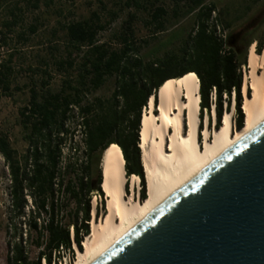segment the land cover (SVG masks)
<instances>
[{
    "label": "trees",
    "instance_id": "1",
    "mask_svg": "<svg viewBox=\"0 0 264 264\" xmlns=\"http://www.w3.org/2000/svg\"><path fill=\"white\" fill-rule=\"evenodd\" d=\"M135 3L141 6V3ZM215 7L214 2L206 3V0H185L183 4L176 1L171 10L174 24L192 12L196 13L195 21L185 35L171 34L167 42L176 39L177 45L151 59L139 55L140 48L147 46L149 40L135 38L134 15L130 14L122 28L113 34L111 41L117 47L98 43L97 33L105 24L99 22L97 15L94 19L63 25L65 38L72 48L70 56L74 51H84L75 67V79H65L58 91H47L41 98L33 92L29 104L22 108L21 126L28 144L23 163L17 159L7 135L0 133V154L10 175V204L6 212L7 264H42V260L45 264H60L62 252L74 258L73 244L78 250L83 249L82 242L90 233L92 194L98 197L96 216L100 208L105 212L104 193L100 188V160L102 151L111 143L117 144L122 151L126 177L138 176L139 195L141 199L146 197L139 148L140 118L150 96H154L156 102L158 89L166 81L195 74L200 94L199 128L205 109L210 115L208 97L212 87L216 91L217 127L221 123L223 103L229 110L234 93L235 128L243 127L241 88L247 54L234 39L235 35H228L227 48L223 49V42L207 31L206 22ZM143 8L149 16L147 23L154 25L155 34L168 30L166 9L151 1ZM244 8L247 11L250 5L246 4ZM222 13L219 11V15ZM240 18V15L236 17L237 20ZM223 21L226 28L232 25L231 19ZM154 36L157 39V35ZM252 43H255L257 53L264 49V39H251L245 48ZM74 62L70 59L61 64L73 67ZM110 78H114L115 85L109 97L85 99L86 92L96 91ZM72 105L80 118L77 126L83 133L85 161L80 175L73 163L60 165L61 144L69 133L67 113ZM209 117L210 124L211 115ZM70 173H74V178L64 182V174ZM125 188L128 191L127 183ZM62 192L69 194L75 202L74 209L65 215L58 196ZM31 244L37 248L35 258L29 253Z\"/></svg>",
    "mask_w": 264,
    "mask_h": 264
},
{
    "label": "rangeland",
    "instance_id": "2",
    "mask_svg": "<svg viewBox=\"0 0 264 264\" xmlns=\"http://www.w3.org/2000/svg\"><path fill=\"white\" fill-rule=\"evenodd\" d=\"M148 1L166 9L168 13L165 24L167 31L155 34L154 25L147 23L149 16L143 7L147 6ZM176 1L181 4L185 2V0H0V71L2 73L0 77V133L7 135L10 146L16 151V157L20 163H23L28 146L23 136L20 112L23 107L29 104L31 94L34 92L37 97L41 98L47 91H58L65 79H75L76 77L75 67H77L79 57L84 49L74 51L70 56L72 48L65 38L63 25L70 21L94 19L97 15L100 19L99 22L105 24L104 29L97 33L98 43H107L117 47L111 41L113 34L122 28L123 22L128 19L130 14L134 15L135 38L138 41L149 40L147 46L143 45L140 48L139 55L151 59L154 56H161L165 51L177 45L178 40L176 39L171 43L167 42L171 34L176 32L179 36L185 35L195 21L196 13L192 12L180 18L177 25L174 24L171 10ZM135 2L141 3V6H137ZM210 2L215 3L218 13L223 11L219 15L223 25V20L231 19L232 25L227 27L229 34L240 33L237 43L246 54L249 47L245 48V44L249 40L264 39V0H206V3ZM246 4L250 5L247 11L244 8ZM239 15L241 18L237 20L236 17ZM107 21L110 22L107 23ZM7 23H11L10 26H7ZM154 35H157V39ZM70 59L75 60L73 67L68 66L67 63L61 64L62 61ZM247 71L248 68L244 73L243 83ZM114 85V78H110L96 91L86 92L85 99L90 100L97 96L109 97L114 90ZM248 94H251V90H248ZM241 95L243 103L242 88ZM229 110L232 112V128L235 130L236 113L232 105V96ZM225 111L226 105L223 103V113ZM79 120L77 110L72 105L66 120L69 133L61 144L62 155L60 158L61 166L73 163L78 175L81 174L85 161L83 133L77 126ZM216 127L215 113L214 119L211 117L209 124L210 137ZM201 135H199V140L202 144L203 135ZM95 172L94 164L93 175ZM69 178L73 179L74 173L64 174V182ZM138 183L136 185V201L141 198L137 192V187L141 186L140 179ZM9 186V169L0 154V264H7L6 212L10 204ZM58 196L61 199L64 215L74 209L75 202L69 194L62 192ZM94 196L95 194H92L90 197V220L93 218L100 220L106 212V205L105 212L100 208L99 214L97 216L95 214L93 217V199L96 200L95 208L98 205V197ZM78 251L77 249L75 252L74 261L78 256ZM29 253L32 258L37 256V248L34 244L29 246ZM61 254L64 258L67 257V253L62 252Z\"/></svg>",
    "mask_w": 264,
    "mask_h": 264
},
{
    "label": "water",
    "instance_id": "3",
    "mask_svg": "<svg viewBox=\"0 0 264 264\" xmlns=\"http://www.w3.org/2000/svg\"><path fill=\"white\" fill-rule=\"evenodd\" d=\"M89 264H264V120Z\"/></svg>",
    "mask_w": 264,
    "mask_h": 264
},
{
    "label": "bare ground",
    "instance_id": "4",
    "mask_svg": "<svg viewBox=\"0 0 264 264\" xmlns=\"http://www.w3.org/2000/svg\"><path fill=\"white\" fill-rule=\"evenodd\" d=\"M246 61L248 71L242 85L245 117L240 129L233 130L232 112L226 110L211 137L208 113L199 130V81L193 73L162 84L156 102L154 96H150L139 126L140 161L146 183V197L142 201L135 199L139 177H126L120 147L111 143L102 151L100 188L105 194L106 212L100 220L93 218L96 205L93 199L90 233L85 236L83 249L78 251L72 264L91 263L159 201L264 120V49L257 53L252 43ZM212 114L215 116V110ZM201 134L203 143L199 144Z\"/></svg>",
    "mask_w": 264,
    "mask_h": 264
},
{
    "label": "built area",
    "instance_id": "5",
    "mask_svg": "<svg viewBox=\"0 0 264 264\" xmlns=\"http://www.w3.org/2000/svg\"><path fill=\"white\" fill-rule=\"evenodd\" d=\"M206 29L209 33H212L218 40L223 42V49L227 48L226 45V40L227 37L229 35V31L228 28H226L219 17V13H218V9L214 8L212 9L209 18L207 19L206 22ZM226 95H223V98H225ZM215 100H216V91H215V87H212V89L209 92V97H208V102H209V107H210V115L212 117V119H214V115L212 114V112L214 111L215 108ZM225 103V102H224ZM226 105V103H225ZM232 105L234 106V93H232ZM207 110H204V116L207 114ZM139 186L137 187V192H139ZM95 197V196H94ZM30 202V201H29ZM70 231L72 233V228H70ZM73 248L75 249V252L77 251V247L73 244ZM43 264L44 263V260ZM74 261V258H71V256L69 254H67V257L64 258L63 257V263L60 264H71Z\"/></svg>",
    "mask_w": 264,
    "mask_h": 264
},
{
    "label": "flooded vegetation",
    "instance_id": "6",
    "mask_svg": "<svg viewBox=\"0 0 264 264\" xmlns=\"http://www.w3.org/2000/svg\"><path fill=\"white\" fill-rule=\"evenodd\" d=\"M234 39H235V40H239V39H240V33H239V34H236V35L234 36Z\"/></svg>",
    "mask_w": 264,
    "mask_h": 264
},
{
    "label": "crops",
    "instance_id": "7",
    "mask_svg": "<svg viewBox=\"0 0 264 264\" xmlns=\"http://www.w3.org/2000/svg\"><path fill=\"white\" fill-rule=\"evenodd\" d=\"M209 120H210V119H209V116H208V125H209Z\"/></svg>",
    "mask_w": 264,
    "mask_h": 264
},
{
    "label": "clouds",
    "instance_id": "8",
    "mask_svg": "<svg viewBox=\"0 0 264 264\" xmlns=\"http://www.w3.org/2000/svg\"><path fill=\"white\" fill-rule=\"evenodd\" d=\"M214 110H215V108H214Z\"/></svg>",
    "mask_w": 264,
    "mask_h": 264
}]
</instances>
